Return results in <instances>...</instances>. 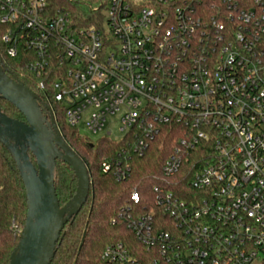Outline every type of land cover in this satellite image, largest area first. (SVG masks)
Instances as JSON below:
<instances>
[{
	"label": "built area",
	"instance_id": "1",
	"mask_svg": "<svg viewBox=\"0 0 264 264\" xmlns=\"http://www.w3.org/2000/svg\"><path fill=\"white\" fill-rule=\"evenodd\" d=\"M81 1L83 24L50 0H0L4 55L32 52L41 103L90 139L122 142L102 173L127 179L132 156L172 125L161 173L185 182L154 185L148 210L132 191L112 219L129 236L101 261L264 264V0Z\"/></svg>",
	"mask_w": 264,
	"mask_h": 264
},
{
	"label": "trees",
	"instance_id": "2",
	"mask_svg": "<svg viewBox=\"0 0 264 264\" xmlns=\"http://www.w3.org/2000/svg\"><path fill=\"white\" fill-rule=\"evenodd\" d=\"M50 1L54 7H65L69 10L78 24L84 23L81 17L85 15L88 7L81 0ZM4 31L5 26L0 25V36ZM31 60L32 52L23 49H19L15 57L5 56L0 42V63L5 72L34 90L27 74L30 72L25 68ZM44 102L51 108L62 136L86 165L90 179L86 202L65 225L50 264H104L100 258L104 246L129 236L124 226L121 223L113 224L112 219L116 217L132 191L136 190L140 194L141 202L138 207L148 210L152 205L154 185L172 187V181L185 184L180 174L172 180V177L163 178L161 173L162 163L172 149L173 138L176 135L172 132V125L162 126L160 134L149 143L144 154L132 156L130 176L119 181L111 173H102L100 165L104 157H115L116 152L122 147V142L109 138L92 141L80 135L74 127L66 123L61 108L46 100ZM0 108L9 117L24 120L22 114L11 103L1 98ZM200 163L201 154L194 153L185 166L193 171ZM76 183L72 169L66 163L57 160L54 187L60 206L74 194ZM25 203V190L15 161L0 143V264H8L10 253L19 241L20 230L25 221Z\"/></svg>",
	"mask_w": 264,
	"mask_h": 264
},
{
	"label": "water",
	"instance_id": "3",
	"mask_svg": "<svg viewBox=\"0 0 264 264\" xmlns=\"http://www.w3.org/2000/svg\"><path fill=\"white\" fill-rule=\"evenodd\" d=\"M0 98L24 118L9 117L0 108V143L15 161L26 197L25 221L8 264H50L65 225L86 202L88 171L62 136L50 107L22 81L8 75L1 63ZM57 160L66 163L77 180L74 194L61 206L54 187Z\"/></svg>",
	"mask_w": 264,
	"mask_h": 264
},
{
	"label": "rangeland",
	"instance_id": "4",
	"mask_svg": "<svg viewBox=\"0 0 264 264\" xmlns=\"http://www.w3.org/2000/svg\"><path fill=\"white\" fill-rule=\"evenodd\" d=\"M108 130L111 131V137H112V138H119V137H121V135H122V133H120L118 130H116V126H115V124L110 123V124L108 125ZM77 131H78V133H79L80 135L85 136V137H88V136H87L88 133H87V131H86L83 127L78 126V130H77ZM91 139H92V141H95V140H96V136L93 137V138H91Z\"/></svg>",
	"mask_w": 264,
	"mask_h": 264
}]
</instances>
